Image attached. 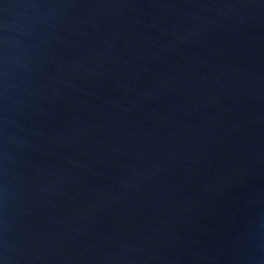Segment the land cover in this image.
Returning <instances> with one entry per match:
<instances>
[{
    "label": "water",
    "instance_id": "1",
    "mask_svg": "<svg viewBox=\"0 0 264 264\" xmlns=\"http://www.w3.org/2000/svg\"><path fill=\"white\" fill-rule=\"evenodd\" d=\"M0 264H264V0H0Z\"/></svg>",
    "mask_w": 264,
    "mask_h": 264
}]
</instances>
